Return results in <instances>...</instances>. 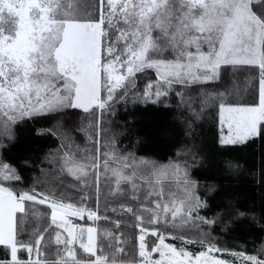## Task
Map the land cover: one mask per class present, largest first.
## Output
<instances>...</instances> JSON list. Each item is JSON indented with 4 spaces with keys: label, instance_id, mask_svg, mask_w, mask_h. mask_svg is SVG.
<instances>
[{
    "label": "snow or ice",
    "instance_id": "snow-or-ice-1",
    "mask_svg": "<svg viewBox=\"0 0 264 264\" xmlns=\"http://www.w3.org/2000/svg\"><path fill=\"white\" fill-rule=\"evenodd\" d=\"M150 109L166 163L119 147ZM30 124L53 143L9 161ZM257 147L264 186V0H0V264H264L221 242ZM210 153L230 158L202 192Z\"/></svg>",
    "mask_w": 264,
    "mask_h": 264
},
{
    "label": "trees",
    "instance_id": "trees-1",
    "mask_svg": "<svg viewBox=\"0 0 264 264\" xmlns=\"http://www.w3.org/2000/svg\"><path fill=\"white\" fill-rule=\"evenodd\" d=\"M143 108V106H140ZM131 108V105H129ZM137 116V127L130 132L118 136L119 147L126 151H131L137 156H145L151 159H156L159 162H167L171 159L176 150L174 141H178L179 137L160 138L156 133L158 132V125L165 126L167 116L164 113H157L154 110L139 111ZM128 114L124 110L123 105H117L115 108V115L111 117L106 116V127L110 129L109 135L113 132L119 133L123 130V125ZM50 125L44 124H30L28 129H19V142L11 152L6 153L9 161L17 159L20 155H39L46 144H52V138H37L31 129H43ZM148 137V142L142 145H137V137ZM200 139L211 140L210 125H206L203 129ZM46 150V149H45ZM227 155L221 156L219 154H209L210 163L205 167L194 172V178L198 179L201 184V191H204V186L212 183H220L222 181V167L229 159ZM247 163L241 160V165L245 169L251 168L255 164V175L249 174L247 171L242 172L239 177H231V191L238 203L244 206L248 212L249 220L241 224L231 235L222 237L221 242L227 245L246 248L249 254H254L255 250L264 244V232L260 231L261 217L264 216V186L261 184V156L260 149L257 147L255 157H248L246 155ZM46 166V165H45ZM35 175V173H33ZM227 183V182H226ZM222 197H217L213 203H219ZM207 215L211 216L209 212ZM255 218V223H252V218Z\"/></svg>",
    "mask_w": 264,
    "mask_h": 264
},
{
    "label": "rangeland",
    "instance_id": "rangeland-1",
    "mask_svg": "<svg viewBox=\"0 0 264 264\" xmlns=\"http://www.w3.org/2000/svg\"><path fill=\"white\" fill-rule=\"evenodd\" d=\"M163 163H166V162H163Z\"/></svg>",
    "mask_w": 264,
    "mask_h": 264
}]
</instances>
